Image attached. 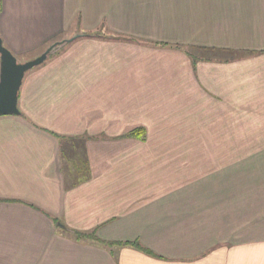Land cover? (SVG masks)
Wrapping results in <instances>:
<instances>
[{
    "label": "crops",
    "instance_id": "obj_1",
    "mask_svg": "<svg viewBox=\"0 0 264 264\" xmlns=\"http://www.w3.org/2000/svg\"><path fill=\"white\" fill-rule=\"evenodd\" d=\"M0 35L68 42L0 116V264H264V0H3Z\"/></svg>",
    "mask_w": 264,
    "mask_h": 264
},
{
    "label": "water",
    "instance_id": "obj_2",
    "mask_svg": "<svg viewBox=\"0 0 264 264\" xmlns=\"http://www.w3.org/2000/svg\"><path fill=\"white\" fill-rule=\"evenodd\" d=\"M56 45H52L31 61L19 63L16 56L4 45L0 35V116L21 114L19 95L26 74L43 65Z\"/></svg>",
    "mask_w": 264,
    "mask_h": 264
},
{
    "label": "trees",
    "instance_id": "obj_3",
    "mask_svg": "<svg viewBox=\"0 0 264 264\" xmlns=\"http://www.w3.org/2000/svg\"><path fill=\"white\" fill-rule=\"evenodd\" d=\"M2 10H3V0H0V13L2 12ZM65 43H68V42L65 41L64 43L57 44L55 46L54 50L55 49H59ZM129 136H133V137H136V138H142L143 137V132H142V130H134V131H132V133ZM63 229L65 231H67L68 233H70L71 235L75 236L78 240H94V241H97L99 243H104L103 241L99 240L96 230L91 232V233H86V232L75 231V230H72V229H69V228H66V227H64ZM110 245H122V246L123 245H131V246H135L136 248H138V249H140L142 251H146L139 244H134V243H112Z\"/></svg>",
    "mask_w": 264,
    "mask_h": 264
},
{
    "label": "rangeland",
    "instance_id": "obj_4",
    "mask_svg": "<svg viewBox=\"0 0 264 264\" xmlns=\"http://www.w3.org/2000/svg\"><path fill=\"white\" fill-rule=\"evenodd\" d=\"M44 53V52H43ZM42 53V54H43ZM16 58L18 59V62L19 63H25V62H28V61H31V60H29V59H31L30 58V56H19V57H17L16 56ZM35 59V58H34ZM33 60V59H32ZM73 144H74V142L71 144V146H73ZM64 149H66L67 150V144L64 146ZM77 148H75V150H76ZM65 150V151H66ZM78 151V150H77ZM77 153V152H76ZM74 163H76V162H74ZM77 166H78V169H74V178H76V177H78L79 175H81V167H82V159L81 158H78V161H77ZM70 177V176H69Z\"/></svg>",
    "mask_w": 264,
    "mask_h": 264
}]
</instances>
